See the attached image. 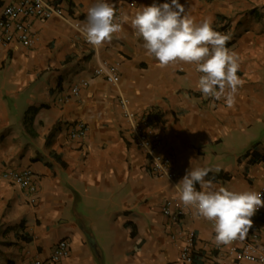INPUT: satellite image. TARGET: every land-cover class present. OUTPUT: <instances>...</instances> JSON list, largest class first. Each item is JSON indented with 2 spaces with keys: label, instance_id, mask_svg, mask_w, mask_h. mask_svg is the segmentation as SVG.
Here are the masks:
<instances>
[{
  "label": "crops",
  "instance_id": "crops-1",
  "mask_svg": "<svg viewBox=\"0 0 264 264\" xmlns=\"http://www.w3.org/2000/svg\"><path fill=\"white\" fill-rule=\"evenodd\" d=\"M14 1L0 0V16ZM45 1L63 13L32 16L31 44L0 34V169L31 167L37 182L33 192L0 178V264L44 263L62 239L69 254L59 264L243 260L244 241L217 246L214 222L195 218L174 186L191 167H208L211 184L197 190H262L264 0H180L194 21L207 19L226 36L239 59L231 107L197 90L194 64L161 67L128 24L110 42L90 45L82 28L97 0ZM108 2L122 17L154 0ZM103 64L117 66L118 82L96 73ZM81 122L85 134L73 136ZM138 128L162 136L157 151L171 156L176 175L153 173ZM168 204L182 211L177 221L164 213ZM259 225L264 245V219ZM188 237L192 262L181 259Z\"/></svg>",
  "mask_w": 264,
  "mask_h": 264
},
{
  "label": "clouds",
  "instance_id": "clouds-1",
  "mask_svg": "<svg viewBox=\"0 0 264 264\" xmlns=\"http://www.w3.org/2000/svg\"><path fill=\"white\" fill-rule=\"evenodd\" d=\"M122 24L130 25L134 35L142 40L146 54L161 67L177 62L194 64L201 74L197 90L205 98H224L228 107L233 105L241 84L237 75L239 59L226 47L227 37L215 31L210 21H194L180 0H154L133 15L120 17L118 22L108 0H97L88 9L82 34L98 48L120 33ZM210 171L208 167H191L174 188L185 208L193 209L195 218L214 222L215 243L226 246L247 236L252 217L264 207V192L225 187L197 190V184L201 189L211 184L205 179Z\"/></svg>",
  "mask_w": 264,
  "mask_h": 264
},
{
  "label": "built area",
  "instance_id": "built-area-1",
  "mask_svg": "<svg viewBox=\"0 0 264 264\" xmlns=\"http://www.w3.org/2000/svg\"><path fill=\"white\" fill-rule=\"evenodd\" d=\"M128 4L134 5L136 0H126ZM63 8L60 5L47 3L45 0H17L5 5L0 16V34L6 42L18 40L24 45H29L33 42V34L29 19L32 16L40 19H48L55 15H62ZM117 21L121 16V8L117 7L115 10ZM96 73L104 74L106 79L110 82L116 83L119 81L118 69L116 65L103 64L102 67L96 70ZM201 74L199 73V76ZM88 80H82V84L86 85ZM80 85L73 88V93L79 94ZM127 116L133 118L135 113L129 111ZM148 122V121H146ZM86 132V125L84 122L79 123V129L74 130L73 136H82ZM136 138L139 144L151 156L150 167L153 173L160 175H176L171 168V156L157 151L163 143L162 136L155 130L137 129ZM0 178L7 179L20 187L27 188L30 191H36L37 182L35 172L31 167L22 169L3 168L0 169ZM260 192H264L263 187ZM264 198V197H262ZM164 213L171 216L177 221L182 211L173 212L169 204L164 208ZM264 219V209L260 208L255 216L252 217L253 224L249 229V233L243 239L233 241H244L242 248L243 260L237 261L234 264H264V245L259 244L260 239V225L259 223ZM193 237H188L186 244L181 249V259L183 261H193ZM69 254V244L65 239L60 240L51 255V258L41 264H59L60 261ZM31 264H40V261H34Z\"/></svg>",
  "mask_w": 264,
  "mask_h": 264
},
{
  "label": "trees",
  "instance_id": "trees-1",
  "mask_svg": "<svg viewBox=\"0 0 264 264\" xmlns=\"http://www.w3.org/2000/svg\"><path fill=\"white\" fill-rule=\"evenodd\" d=\"M55 129V128H54ZM51 130L49 133H48V135H47V141H48V139H50V137L53 135V132L55 131V130Z\"/></svg>",
  "mask_w": 264,
  "mask_h": 264
}]
</instances>
